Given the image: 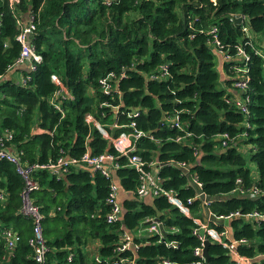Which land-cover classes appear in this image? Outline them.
Instances as JSON below:
<instances>
[{"label": "trees", "instance_id": "16d2710c", "mask_svg": "<svg viewBox=\"0 0 264 264\" xmlns=\"http://www.w3.org/2000/svg\"><path fill=\"white\" fill-rule=\"evenodd\" d=\"M29 13L35 23L30 45L41 61L25 75L24 83L2 80L20 54L17 21ZM237 16L243 17L240 24L235 22ZM243 25L250 34L264 37V0H19L14 13L8 0H0V133H12L4 145L25 169L59 157L79 159L86 150L93 155L117 154L94 124L85 121V115L91 114L109 132L111 124L127 126L133 120L135 130L144 133L135 141V152L142 160L157 163L165 190H172L186 204L196 193L190 176L202 183L216 218L210 226L224 230L227 226L218 217L237 210L264 212V193L254 198L233 193L254 182L264 188V69L255 54L254 44L259 45L254 39L247 43ZM212 26L217 27L224 49L234 55L241 45L249 56L247 115L232 101L231 93L216 87L219 71L208 45L210 36L200 32ZM236 62L224 63L223 69ZM164 66L167 78L152 77ZM122 71L119 93L99 91L101 76ZM52 74L70 94L55 99L62 112L50 103L61 88L51 81ZM224 81L231 86V80ZM116 106L118 112L112 110ZM133 110L138 115L129 117ZM176 114L190 133L181 141L175 139L184 132L170 121ZM120 131L131 130L122 127L114 135ZM221 134H228L233 142L223 146ZM239 138L251 145L247 157L237 144ZM116 162L119 168L113 177L120 189L133 193V199L123 204L124 225L105 221L109 180L99 171L79 164L70 165L59 178L47 169L29 172L38 185L30 199L42 215V235L49 247L46 264H114L124 228L132 231L151 218L160 219L166 235L135 236L136 264H205L193 251L200 245L192 234L193 217L184 215L164 195L153 197L150 204L139 200L135 193L139 173L124 156ZM181 163L190 169L186 171ZM24 187L15 164L0 160V189L6 192L5 202L0 203V230L11 228L19 236L10 251L0 244V264H37L28 244L33 222L20 213ZM189 208L196 213L199 201ZM228 225L232 239L248 241L237 245L238 254L264 255V219L250 222L233 217ZM94 240L99 243L95 254L90 248ZM208 240V264H235L226 247ZM96 254L100 262L94 259Z\"/></svg>", "mask_w": 264, "mask_h": 264}, {"label": "built area", "instance_id": "2783aa9c", "mask_svg": "<svg viewBox=\"0 0 264 264\" xmlns=\"http://www.w3.org/2000/svg\"><path fill=\"white\" fill-rule=\"evenodd\" d=\"M19 0H8L10 9L14 13V5L18 3ZM242 17V16H241ZM236 20V17L234 18ZM243 22V17L241 19ZM18 33L16 35L17 41L20 43L21 49L20 54L14 62V65L11 67H18L25 62L28 64L29 72L35 70L36 64L41 61V55L35 52L33 47L30 45L31 37L35 32V23L34 16L32 14H27L25 20L17 21ZM243 32L248 38L247 43L251 44L253 40L252 35L246 25H243ZM200 32H204L210 36L209 44L214 46L215 52L220 59L222 64L232 62L235 59H238L239 62L232 63L227 71H225V79L232 81V86L237 90V93L234 94L232 101L239 108L240 112L244 115H247L249 98L245 95L247 87V82L249 80L248 76V60L249 56L245 52L244 48L241 45L235 47V54L232 55L229 50L223 48L218 38V30L216 26L209 27L207 29H200ZM264 40V39H263ZM264 51V48H261ZM258 49H255V54L258 55L262 60V67L264 69V52ZM223 66V65H222ZM10 68V69H11ZM159 75H153L154 78L165 79L168 76L166 67H161ZM125 76V72H109L105 76H101L98 79L99 91L103 94H110L113 92L119 93L118 81ZM51 81L59 85L61 88L53 94L50 99V103L54 106L56 110L62 112L60 107L59 100L56 98H66L70 97V94L62 87L61 82L55 74L51 75ZM25 82L23 78L22 83ZM113 111L118 112V106L112 108ZM129 117L137 116V111H132L127 113ZM85 121L87 123H93L97 130L102 134L104 138L110 141L114 147L117 154H112L108 152H103L100 154H90L89 150H86L84 154L79 158H67L59 157L56 161L49 162L46 164H33L29 168L25 169L22 167V164L19 161V157L12 152L11 148H7L4 145L6 140L12 138V133L5 131L0 133V160L7 159L15 164L17 171L23 177L25 181V187L21 192V207L20 213L32 219L33 222V236L29 239L28 244L33 248V258L37 264H46V254L49 251L41 228L42 215L38 210L37 206L34 205L30 199V193L38 188L37 182L29 178V172L33 168H42L47 169L51 174L55 175L57 178L61 177L64 173L68 171L70 165H79L83 164L86 168L94 171H99L106 179L109 180V192L107 195L106 202L109 205V210L105 215V221L108 224H114L122 219V207L118 201V193L120 186L116 179L113 177V172L119 168V164L116 162V159L119 155L127 158V165L134 168L139 173V183L135 190V193L139 198L145 196L157 197L164 195L168 202L173 206L177 207L184 215L188 217H193V221L196 224V227L193 228L192 234L197 236L200 240V245L194 248V254L204 259L202 254L203 242L205 239H212L224 247H226L231 255L235 258V264H253L252 258L238 254L237 245L239 243L246 244L248 241L244 238L239 240H234L230 237L229 229L226 227L224 230L218 231L216 228H213L209 225L210 216L212 212L209 209L211 200L207 194L202 189V183L196 178V176H190V181L196 188V193L193 197L186 199V204L181 201L172 190H165L159 182V176L157 174V163L154 161H144L142 158L135 152L136 146L135 141L144 135L143 132L135 130V123L131 120L128 123V127L131 131H120L118 134L114 135V132L122 127H127L125 124L120 125L117 123L111 124L112 132H109L102 124L97 122L91 114L85 115ZM171 126L178 131L184 132L182 136L177 137L176 141H181L185 137L190 136L189 132L185 131V128L182 122L179 119L178 114L170 118ZM221 143L223 146H226L228 143L233 142L229 138L228 134L220 135ZM229 141V142H228ZM188 171V166L181 163L179 164ZM237 182L240 184L241 180L237 179ZM233 193H239L241 195L254 198L261 193H264V188L256 185L254 182L252 186L247 188L237 187ZM6 192L4 189H0V203L5 202ZM199 201V213L200 216H193L189 206L195 201ZM233 217H242L247 220H263L264 212L251 211L245 214H242L240 211L232 212L225 216H219L221 220H230ZM204 219V220H203ZM151 223L148 224V231L151 234H158L162 238V234L159 230V222L155 218L149 219ZM135 236L128 230H123L120 233L119 241L115 247V252L119 255L115 260L114 264H136V249L138 244L135 242ZM19 240L17 232L11 228H5L0 230V244L7 251L12 250ZM168 245L175 246L173 242L168 243ZM68 261L72 259V253L67 257ZM94 259L97 262H100V257L96 254ZM167 263V262H165ZM194 264H204L202 261H197Z\"/></svg>", "mask_w": 264, "mask_h": 264}, {"label": "crops", "instance_id": "0c3cea01", "mask_svg": "<svg viewBox=\"0 0 264 264\" xmlns=\"http://www.w3.org/2000/svg\"><path fill=\"white\" fill-rule=\"evenodd\" d=\"M252 35V34H251ZM253 39L255 40V42L261 47V48H264V37H258L257 35H252ZM219 59V58H218ZM235 61H239L238 59H235ZM223 64L220 62V59H219V64L217 66V68L219 70L222 69V73H221V79H225V73L223 71ZM18 72L20 75H21V79L19 81H15V82H22L23 78H25V75L29 72V67H28V64L25 62L24 64L18 66V67H15V68H11L8 73L5 75V78L8 79V80H12V77L13 75L15 76V73ZM230 92L231 94L234 96L235 93H237V90L234 89V88H231L230 89ZM128 199H133V193H130V192H125L123 191L122 189L119 190V193H118V201L122 207V209L124 208L123 204L125 202V200H128ZM139 200H142L143 202H145L146 204H150L152 203L153 201V197L152 196H145V197H142V198H139ZM192 213V212H191ZM199 211H197L196 213H192L193 216H200L199 215ZM122 215H123V210H122ZM204 220V219H203ZM227 228L229 229V225H227ZM136 229H139V227H136L135 229H133L132 231H130L134 236H138L141 234V236L143 237L144 235H142V230H139L138 231V235L134 232V230ZM127 230V229H126ZM230 232V231H229ZM98 241L97 240H94V242L92 243L91 245V250H93V253L95 254L96 253V249H95V246H97ZM261 259H264V255H257L256 257L252 258V262L253 264H259V261Z\"/></svg>", "mask_w": 264, "mask_h": 264}, {"label": "rangeland", "instance_id": "374dc122", "mask_svg": "<svg viewBox=\"0 0 264 264\" xmlns=\"http://www.w3.org/2000/svg\"><path fill=\"white\" fill-rule=\"evenodd\" d=\"M257 36H258V37H262L261 34H258ZM208 45H209L210 51H211V52L213 53V55H214L215 64H216V66H218V64H219V59H218V55H217L216 52H215L214 46H213L212 44H208ZM254 45H255V47L258 48V50L263 51L259 46H257L256 44H254ZM263 52H264V51H263ZM217 69H218V68H217ZM218 71H219V78H218L217 83H216V87H217V89H223V90L227 91V93H231V92H230V89H231V88H234V87L232 86V84H231V86H228V85L226 84V82H225L223 79H221V73H222L221 71H222V69H221V70L218 69ZM224 73H225V71H224ZM263 75H264V70H263ZM4 79H6L5 76L2 78V80H4ZM12 79H13L14 81H19V80L21 79V75H20L18 72H16V73H15V76L13 75ZM237 141H238L237 144H238V146L241 148V151H243V152H244V155L247 157V156H248V153H249L248 148H250L251 145H247V144L243 143L241 138H239ZM249 167H250L253 171L255 170V166H254L253 163H250V164H249ZM254 174H255V173H254ZM255 176H256V175H255ZM249 221H250V222H254L253 220H249ZM147 225H148V224L145 223L144 226H141L139 229L134 230V232L137 234L139 230H142V235H144V236H147V235L149 236V235H151V233L148 231V226H147ZM145 226H147V227H145ZM137 235H138V234H137ZM92 253H93V252H92Z\"/></svg>", "mask_w": 264, "mask_h": 264}, {"label": "water", "instance_id": "95a60500", "mask_svg": "<svg viewBox=\"0 0 264 264\" xmlns=\"http://www.w3.org/2000/svg\"><path fill=\"white\" fill-rule=\"evenodd\" d=\"M241 19H242L241 16H237L235 22H236L237 24H240ZM188 169H190V168H188ZM123 215H124V210H123ZM215 219H216V218H215L213 215L210 216V220H215ZM155 220H156L157 222H159V230H160V232H161V234H162V237H165L166 232H165V230H164V228H163L162 223L160 222V219H159V218H155ZM228 222H229V220H224V223H225L226 226L228 225ZM121 223H122V225H124V219H123V218L121 219ZM145 223H146V224H150V223H151V220H148V221L145 222ZM123 228H124V226H123ZM124 230H126V229L124 228ZM143 237H146V236H143ZM209 243H210V241H209L208 239H205L204 242H203L202 254H203V257H204V260H205V264H208L207 246H208Z\"/></svg>", "mask_w": 264, "mask_h": 264}]
</instances>
